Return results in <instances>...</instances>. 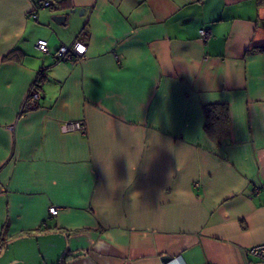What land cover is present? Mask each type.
Returning <instances> with one entry per match:
<instances>
[{
  "label": "crops",
  "instance_id": "1",
  "mask_svg": "<svg viewBox=\"0 0 264 264\" xmlns=\"http://www.w3.org/2000/svg\"><path fill=\"white\" fill-rule=\"evenodd\" d=\"M75 41L82 58L54 59ZM259 47L256 0H0L5 264H264L247 253L264 244ZM143 53L150 76L104 90L107 69ZM36 79L38 107L23 113ZM213 104L229 110L219 147L203 132Z\"/></svg>",
  "mask_w": 264,
  "mask_h": 264
},
{
  "label": "built area",
  "instance_id": "2",
  "mask_svg": "<svg viewBox=\"0 0 264 264\" xmlns=\"http://www.w3.org/2000/svg\"><path fill=\"white\" fill-rule=\"evenodd\" d=\"M41 6L43 8H50L52 4L49 1H43L41 3ZM31 17L33 20L37 19V15L35 13L31 14ZM199 35L202 40H207L210 38V32L208 30H199ZM36 48L39 52L43 54L48 53V46L47 42L45 40H38L36 42ZM80 49H83V51H80ZM86 52V46L78 41H75L70 46H61L54 54V59L58 62H65L68 60H79L84 56ZM117 61H120V57H115ZM41 98L40 92H39V83L38 80L32 84L29 93L23 103L22 106V112H28L35 110L38 107L39 100ZM63 131H69V130H85V125L82 121L75 122L70 125H64L62 127ZM260 189H256V192H258ZM48 214L51 216H56L58 214V209L55 207H51L48 210ZM1 245V240H0ZM248 255L251 256L254 260H256L259 263H264V244L255 245L248 249L247 251Z\"/></svg>",
  "mask_w": 264,
  "mask_h": 264
},
{
  "label": "clouds",
  "instance_id": "3",
  "mask_svg": "<svg viewBox=\"0 0 264 264\" xmlns=\"http://www.w3.org/2000/svg\"><path fill=\"white\" fill-rule=\"evenodd\" d=\"M125 70H114L109 68L106 70V79L103 80L102 87L105 91H125L133 87L138 77L150 76L152 68L148 65L152 63L151 57L147 53H143L139 57H130L123 62ZM138 193H133L137 195Z\"/></svg>",
  "mask_w": 264,
  "mask_h": 264
},
{
  "label": "trees",
  "instance_id": "4",
  "mask_svg": "<svg viewBox=\"0 0 264 264\" xmlns=\"http://www.w3.org/2000/svg\"><path fill=\"white\" fill-rule=\"evenodd\" d=\"M257 5L264 7V0H256ZM259 51H264V47H259ZM38 83L39 82V79ZM204 127L203 132L206 137L217 147L226 143L229 137V110L226 105L213 104L203 107ZM1 246V245H0ZM62 256L58 264H65Z\"/></svg>",
  "mask_w": 264,
  "mask_h": 264
},
{
  "label": "water",
  "instance_id": "5",
  "mask_svg": "<svg viewBox=\"0 0 264 264\" xmlns=\"http://www.w3.org/2000/svg\"><path fill=\"white\" fill-rule=\"evenodd\" d=\"M72 13H74L75 11L72 10ZM82 13V12H80ZM66 16L64 15H55L52 17V21H54L56 24L60 25V24H64ZM3 254V251L1 252L0 256ZM164 261H169V258H165Z\"/></svg>",
  "mask_w": 264,
  "mask_h": 264
},
{
  "label": "rangeland",
  "instance_id": "6",
  "mask_svg": "<svg viewBox=\"0 0 264 264\" xmlns=\"http://www.w3.org/2000/svg\"><path fill=\"white\" fill-rule=\"evenodd\" d=\"M7 257L6 256H0V264H5Z\"/></svg>",
  "mask_w": 264,
  "mask_h": 264
},
{
  "label": "snow or ice",
  "instance_id": "7",
  "mask_svg": "<svg viewBox=\"0 0 264 264\" xmlns=\"http://www.w3.org/2000/svg\"><path fill=\"white\" fill-rule=\"evenodd\" d=\"M80 51H83V49H80Z\"/></svg>",
  "mask_w": 264,
  "mask_h": 264
}]
</instances>
